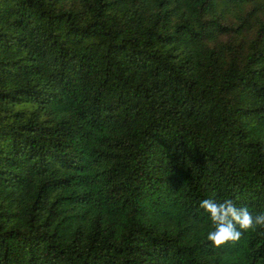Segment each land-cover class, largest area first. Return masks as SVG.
<instances>
[{
  "label": "trees",
  "instance_id": "16d2710c",
  "mask_svg": "<svg viewBox=\"0 0 264 264\" xmlns=\"http://www.w3.org/2000/svg\"><path fill=\"white\" fill-rule=\"evenodd\" d=\"M208 198L264 213V0H0V264H264Z\"/></svg>",
  "mask_w": 264,
  "mask_h": 264
},
{
  "label": "clouds",
  "instance_id": "9594fccd",
  "mask_svg": "<svg viewBox=\"0 0 264 264\" xmlns=\"http://www.w3.org/2000/svg\"><path fill=\"white\" fill-rule=\"evenodd\" d=\"M200 208L211 220L213 229L208 232L207 240L217 250L236 245L244 233L264 227V213L253 216L247 208L237 207L230 199L223 202L204 199Z\"/></svg>",
  "mask_w": 264,
  "mask_h": 264
}]
</instances>
